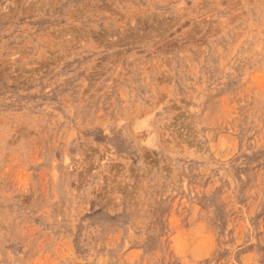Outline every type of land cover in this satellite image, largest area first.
<instances>
[{
    "label": "rangeland",
    "instance_id": "374dc122",
    "mask_svg": "<svg viewBox=\"0 0 264 264\" xmlns=\"http://www.w3.org/2000/svg\"><path fill=\"white\" fill-rule=\"evenodd\" d=\"M0 264H264V0H0Z\"/></svg>",
    "mask_w": 264,
    "mask_h": 264
}]
</instances>
